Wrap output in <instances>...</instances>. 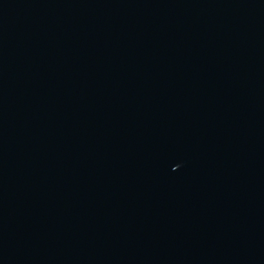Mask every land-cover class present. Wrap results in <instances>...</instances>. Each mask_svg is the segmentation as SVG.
<instances>
[{
  "label": "water",
  "instance_id": "1",
  "mask_svg": "<svg viewBox=\"0 0 264 264\" xmlns=\"http://www.w3.org/2000/svg\"><path fill=\"white\" fill-rule=\"evenodd\" d=\"M0 264H264V0H0Z\"/></svg>",
  "mask_w": 264,
  "mask_h": 264
}]
</instances>
